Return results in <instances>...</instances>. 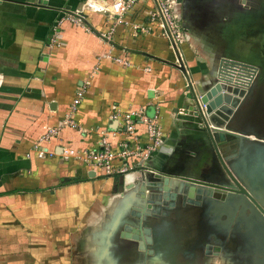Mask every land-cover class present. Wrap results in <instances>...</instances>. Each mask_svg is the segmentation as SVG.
I'll return each mask as SVG.
<instances>
[{
  "label": "crops",
  "instance_id": "obj_1",
  "mask_svg": "<svg viewBox=\"0 0 264 264\" xmlns=\"http://www.w3.org/2000/svg\"><path fill=\"white\" fill-rule=\"evenodd\" d=\"M84 1L0 0V264H100L106 257L103 243L115 226L119 196L129 184L135 188L136 176L88 178L90 171L79 159L65 160L61 154L67 148L75 154L97 148L101 132L116 128L110 119L113 108L159 115L164 143L150 167L176 169L188 157L185 148L193 145L175 123L173 112L181 110L186 84L181 72L169 65L176 61L173 48L157 24L146 20L153 0H143L131 13L129 20L147 26L139 34L128 26H114L101 14H86L83 24L69 21L63 10L72 14ZM176 2L185 36L177 50L197 82L213 72L210 51L223 49L216 45L229 42L234 33L228 23L231 15L222 12L224 0ZM208 27L220 37L218 44L206 41ZM79 87L85 92L74 116L79 129H66L43 144L54 155L39 159L31 153L27 158L46 130L68 113ZM163 222L167 229L170 222L185 224L159 221L162 234ZM173 255L177 264L203 261L190 253ZM117 256L124 264L135 258L127 251ZM219 256L216 264L225 258ZM238 259L259 264L264 256L237 254L224 264H239Z\"/></svg>",
  "mask_w": 264,
  "mask_h": 264
},
{
  "label": "water",
  "instance_id": "obj_2",
  "mask_svg": "<svg viewBox=\"0 0 264 264\" xmlns=\"http://www.w3.org/2000/svg\"><path fill=\"white\" fill-rule=\"evenodd\" d=\"M244 21L247 26L251 18ZM238 26L235 24V28ZM250 28L241 35L236 30L229 42L216 45L223 49L210 51L213 58L252 68V78L246 85L241 84L240 75L228 70L218 75L207 73L193 82L170 42L178 65H169L181 72L188 90L182 109L173 112L175 123H180L184 134L192 138L196 158L188 159L173 177L166 173L168 168L150 167L152 157L132 173L136 176L132 181L135 188L129 184L119 196L112 218L115 226L107 236L108 243H103L106 257L100 264H124L114 255L126 251L135 255L132 264H165V258L177 264L173 254L188 253L213 264L212 259L219 258L221 252L237 257L238 251H223L225 239L240 240L244 252H253L255 242L264 237V29ZM212 32L205 35L206 41L218 44L221 39ZM93 177L90 172L88 178ZM169 186L196 201H175L173 195L167 202ZM175 219L183 220L184 226L171 222L164 234L159 231V221ZM161 238L170 240L167 256L165 243H159ZM216 238L222 244L213 246ZM259 264H264V259Z\"/></svg>",
  "mask_w": 264,
  "mask_h": 264
},
{
  "label": "built area",
  "instance_id": "obj_3",
  "mask_svg": "<svg viewBox=\"0 0 264 264\" xmlns=\"http://www.w3.org/2000/svg\"><path fill=\"white\" fill-rule=\"evenodd\" d=\"M143 0H85L81 8L73 14H67V19L76 24H83V16L88 13L101 14L109 18L114 26H128L135 33L146 32L147 26L135 25L131 20L134 8ZM154 8L147 15L146 20L156 23L169 42L177 49L182 41L181 31L178 26V16L175 13L177 7L176 0H153ZM178 51V50H177ZM113 62L128 66L129 62L121 58H113ZM231 67L223 71H231L240 75L241 84L246 85L252 78L253 69L244 68L239 64L229 62ZM148 71L149 69L146 68ZM84 88L76 89L71 101L68 113L62 120L46 132L32 146L30 154H35L37 158L43 159L46 156L54 155L48 152L43 146L52 139L58 138L59 134L66 130H76L79 126L74 120L78 107L84 98ZM197 99H200L198 97ZM202 112L204 105H201ZM111 121L116 123V128L112 131L101 132L99 145L95 149L86 150L82 154L74 153L72 149L62 151L61 157L65 160L73 157L87 167V169L103 177L123 176L139 169L143 162L147 161L151 155L161 147L164 136L159 126V115L154 112L151 116L143 113L127 112L121 113L113 108L110 116ZM141 128V131L138 128ZM141 132V133H140Z\"/></svg>",
  "mask_w": 264,
  "mask_h": 264
},
{
  "label": "flooded vegetation",
  "instance_id": "obj_4",
  "mask_svg": "<svg viewBox=\"0 0 264 264\" xmlns=\"http://www.w3.org/2000/svg\"><path fill=\"white\" fill-rule=\"evenodd\" d=\"M227 7V9H226ZM222 12L226 15H231V17H235V18H229L228 23H230V25H232L231 29L233 32L239 31L240 35L241 33H245L249 27H251L250 29H254V27H256L257 29H264V0H224V9L222 10ZM197 14V13H196ZM246 17H250L251 18V25H247L245 26V21L244 19ZM227 23V24H228ZM235 24L239 25L238 28H235ZM197 25H194V27ZM198 27V26H197ZM213 28H215V26H212ZM196 28V27H195ZM200 28V32L204 30H206L205 26H200L198 27ZM197 29V28H196ZM211 28L208 27V31ZM235 33H232L229 35V38L231 39V37H233ZM258 37V36H257ZM259 38V37H258ZM224 59V58H223ZM223 59H218V57H214L213 58V73L215 72L217 75L219 73H221V71H223L224 69L231 67L232 65L229 64L228 61H223ZM244 68H250L247 65H241ZM248 211H246V214L248 215ZM226 241V245L224 246L223 251L226 252L227 250L230 251H238V255L239 256H245L246 253H250L252 254V250H247V252H244L243 248H242V244L240 243V241L238 242L237 239L234 240H230V238L225 239ZM258 244H255V250L253 253L256 252V254H261L262 256H264V237H260V242L257 241L255 242ZM254 244V243H253ZM260 244V245H259ZM226 248V249H225ZM222 253V252H221ZM224 255V254H223ZM127 258V257H126ZM202 260V259H200ZM243 260V259H242ZM127 261L132 263L133 259L131 258H127ZM226 262V261H224ZM239 264H246L244 263V260L241 262V259H238ZM134 263V262H133Z\"/></svg>",
  "mask_w": 264,
  "mask_h": 264
},
{
  "label": "rangeland",
  "instance_id": "obj_5",
  "mask_svg": "<svg viewBox=\"0 0 264 264\" xmlns=\"http://www.w3.org/2000/svg\"><path fill=\"white\" fill-rule=\"evenodd\" d=\"M135 25H137L136 23H135ZM180 26V25H179ZM181 31V33H182V30H180ZM140 32H138V34H139ZM181 36H182V42H184V34H181ZM178 54H179V51H178ZM194 54V53H193ZM181 59H182V57H181ZM229 60H231V59H229ZM186 62L184 61V58H183V64H184V66H186V64H185ZM175 64H177L178 65V62L177 61H175ZM186 68V67H185ZM190 75V78H191V80L193 81V82H195L193 79H192V76H191V74H189ZM204 75H206V74H204ZM188 92V90H187V87H185L184 88V92H183V96H185V94ZM196 94V93H195ZM199 96L196 94V98H198ZM181 109H182V107H181ZM176 127H179L180 128V126H176ZM197 141V140H196ZM163 143H164V140H163ZM196 144H198V141H197V143ZM196 146V145H195ZM193 147V145H192V147H187L188 148V151H187V148H185V152H188V157H186L185 159H183L182 160V162H179V164H178V167L176 168V169H166V173H168V175H171L172 177H173V174H177V173H179V172H181L182 171V168H183V165H185V163H187V162H189V160L188 159H192V160H195V158H196V151H195V149H196V147ZM158 150V149H157ZM157 150L155 151V152H157ZM154 152V153H155ZM184 152V153H185ZM153 153V154H154ZM153 154L151 155V157L153 156ZM189 156H192V157H189ZM150 157V158H151ZM149 158V159H150ZM205 165V164H204ZM140 168V167H139ZM138 170V169H137ZM136 170V171H137ZM135 172V171H134ZM129 174V173H128ZM100 177H103V176H101L100 175ZM118 183V182H117ZM121 185V187H125V185H124V183H121L120 184ZM169 188V190H168V192L166 193V195H167V197H168V200H167V202H171V196H173L174 195V197H175V201L177 200L178 201V199L181 201V202H185V203H187L189 200H191L192 202H194V201H196L195 199H189V197H188V195H186V194H178V193H175V191L173 190V187L172 186H169L168 187ZM145 196H147L146 194H145ZM161 196H162V194H161ZM172 202H174V201H172ZM200 202V204H201V202H202V200L201 201H199ZM200 206V205H199ZM183 211V210H182ZM224 218V217H223ZM242 232V231H241ZM225 237V236H224ZM215 241H217V238L216 239H214L213 241H212V245L214 246V245H216V244H222V242H215ZM240 241V240H239ZM238 241V242H239ZM169 243H170V241H169ZM216 243V244H215ZM240 243H241V241H240ZM242 244V243H241ZM168 248V247H167ZM167 252V251H166ZM254 252V251H253ZM252 252V254H254ZM167 256V255H166ZM172 257V256H171ZM226 257V256H225ZM166 259V258H165ZM228 259H230V256H227V258L225 259L224 258V260H223V262L221 263V264H224V261H226V260H228ZM217 262V261H216ZM216 262H215V264H216ZM156 263V262H155ZM165 263H167V264H171L170 263V261H167V260H165ZM160 264V263H159Z\"/></svg>",
  "mask_w": 264,
  "mask_h": 264
},
{
  "label": "bare ground",
  "instance_id": "obj_6",
  "mask_svg": "<svg viewBox=\"0 0 264 264\" xmlns=\"http://www.w3.org/2000/svg\"><path fill=\"white\" fill-rule=\"evenodd\" d=\"M168 222V221H167ZM164 223V222H163ZM166 223V222H165ZM165 223H164V226H165ZM171 223V222H170ZM179 223V222H178ZM170 226V225H169ZM166 227V229H167V225L165 226ZM112 228V227H111ZM160 228H161V225H160ZM163 228V227H162ZM162 230V229H161ZM161 240H162V238H161ZM169 239H166L165 238V240H164V243H165V247H166V251H167V244L169 243ZM170 244V243H169ZM166 251H165V254H166ZM167 255V254H166ZM172 258V257H171ZM227 258V256L225 257V259ZM223 259H224V257H223ZM223 259H222V261H223ZM165 260H167V258L165 259ZM212 261H213V264H215V262H216V260L215 259H212ZM221 261V262H222ZM157 264H158V262L157 261H155ZM205 261H202V262H200L201 264H206V263H204ZM130 263V262H129ZM160 264H161V262H159ZM181 263V262H180ZM132 264V263H131ZM152 264H154V262H152ZM165 264H167V263H165Z\"/></svg>",
  "mask_w": 264,
  "mask_h": 264
}]
</instances>
